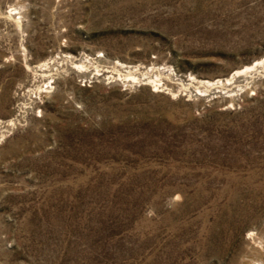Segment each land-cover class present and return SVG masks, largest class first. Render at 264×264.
I'll return each mask as SVG.
<instances>
[{
	"label": "rangeland",
	"instance_id": "374dc122",
	"mask_svg": "<svg viewBox=\"0 0 264 264\" xmlns=\"http://www.w3.org/2000/svg\"><path fill=\"white\" fill-rule=\"evenodd\" d=\"M0 264H264V0H0Z\"/></svg>",
	"mask_w": 264,
	"mask_h": 264
},
{
	"label": "bare ground",
	"instance_id": "6f19581e",
	"mask_svg": "<svg viewBox=\"0 0 264 264\" xmlns=\"http://www.w3.org/2000/svg\"><path fill=\"white\" fill-rule=\"evenodd\" d=\"M43 90V89H42Z\"/></svg>",
	"mask_w": 264,
	"mask_h": 264
}]
</instances>
